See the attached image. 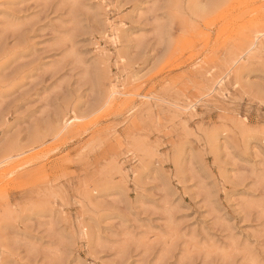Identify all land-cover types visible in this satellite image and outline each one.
Listing matches in <instances>:
<instances>
[{
    "label": "rangeland",
    "instance_id": "374dc122",
    "mask_svg": "<svg viewBox=\"0 0 264 264\" xmlns=\"http://www.w3.org/2000/svg\"><path fill=\"white\" fill-rule=\"evenodd\" d=\"M0 264H264V0H0Z\"/></svg>",
    "mask_w": 264,
    "mask_h": 264
},
{
    "label": "bare ground",
    "instance_id": "6f19581e",
    "mask_svg": "<svg viewBox=\"0 0 264 264\" xmlns=\"http://www.w3.org/2000/svg\"><path fill=\"white\" fill-rule=\"evenodd\" d=\"M238 12V11H237ZM228 18H229V15H227V14H225V13H220L218 16H217V18H216V22H219V21H222V22H225V23H227V20H228ZM227 28L226 27H224L223 29H222V32H225V30H226ZM117 33V32H116ZM114 36H115V34H114ZM114 39H115V37H114ZM257 40V39H256ZM116 42V41H115ZM254 49V48H253ZM251 51V48L250 49H248V51H245L244 52V54L243 55H245V54H248V52H250ZM220 83H222V80H220ZM132 110V109H131ZM76 120V119H75ZM69 124H65L64 125V128L63 129H65L67 126H68ZM61 132V131H60ZM15 169V168H14ZM4 173V172H3ZM7 172H5L4 174H6ZM12 173V172H11ZM3 176V175H2Z\"/></svg>",
    "mask_w": 264,
    "mask_h": 264
}]
</instances>
